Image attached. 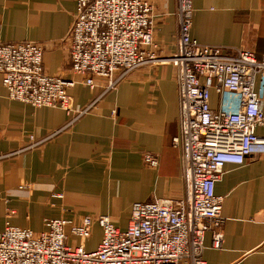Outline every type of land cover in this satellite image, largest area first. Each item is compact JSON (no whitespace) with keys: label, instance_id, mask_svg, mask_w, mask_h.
<instances>
[{"label":"crops","instance_id":"obj_1","mask_svg":"<svg viewBox=\"0 0 264 264\" xmlns=\"http://www.w3.org/2000/svg\"><path fill=\"white\" fill-rule=\"evenodd\" d=\"M147 1L158 53L172 54L176 0ZM191 5L190 33L199 43L264 53V0ZM74 12V0H0V42L40 44L45 73L75 82L67 88L72 109L66 111L9 99L0 74V231L9 222L39 233L46 218L77 223L82 215H107L125 230L133 203L183 195L180 151L172 143L178 132L175 66L144 65L109 90L96 77L90 88L71 72L67 56ZM261 98L264 106V87ZM211 105H217L214 93ZM256 133L264 136V126ZM144 153L157 156L155 167L144 163ZM215 193L223 198V245L215 248L206 233V264H264V156L225 165ZM69 227L68 244L97 248L99 225L82 241Z\"/></svg>","mask_w":264,"mask_h":264},{"label":"built area","instance_id":"obj_2","mask_svg":"<svg viewBox=\"0 0 264 264\" xmlns=\"http://www.w3.org/2000/svg\"><path fill=\"white\" fill-rule=\"evenodd\" d=\"M74 1L67 56L71 72L90 88L96 77L109 90L144 65L175 66L178 132L172 143L180 151L183 195L133 203L125 230L106 215H82L77 223L46 218L39 234L6 222L0 231V264H206V233L215 248L223 245V198L215 193V183L225 165L264 156V136L256 133L264 126V53L258 57L192 38L191 0H176L177 49L165 56L153 40L154 15L147 0ZM42 53L32 41L0 42L7 96L32 107L71 111L67 88L75 82L45 73ZM143 161L150 167L158 163L152 153H144ZM94 223L102 231L96 249L66 243V225L70 235L84 240Z\"/></svg>","mask_w":264,"mask_h":264},{"label":"rangeland","instance_id":"obj_3","mask_svg":"<svg viewBox=\"0 0 264 264\" xmlns=\"http://www.w3.org/2000/svg\"><path fill=\"white\" fill-rule=\"evenodd\" d=\"M162 198H166V197H162ZM156 199H159V198H156ZM154 200V199H153ZM107 216V215H106ZM58 219H60V218H58ZM9 223V222H8ZM6 224V223H5ZM10 224V223H9ZM11 225V224H10ZM14 226V225H13ZM18 227V226H17ZM21 228H23V227H21ZM28 229V228H27ZM29 230H31V229H29ZM32 231V230H31ZM44 231V230H43ZM42 231V232H43ZM33 232V231H32ZM34 233V232H33ZM39 233H41V232H39ZM39 233H34V234H39ZM91 233V232H90ZM90 236V235H89ZM88 238V237H87ZM81 240V239H80ZM85 240V239H84ZM82 241V240H81ZM67 243V242H66ZM68 244V243H67ZM80 244H82V243H80ZM68 245H71V244H68ZM78 245V244H77ZM83 245V244H82Z\"/></svg>","mask_w":264,"mask_h":264}]
</instances>
